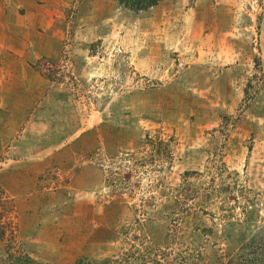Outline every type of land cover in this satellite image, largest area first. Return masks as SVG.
<instances>
[{
  "label": "rangeland",
  "instance_id": "rangeland-1",
  "mask_svg": "<svg viewBox=\"0 0 264 264\" xmlns=\"http://www.w3.org/2000/svg\"><path fill=\"white\" fill-rule=\"evenodd\" d=\"M69 5L0 52V264H264V0Z\"/></svg>",
  "mask_w": 264,
  "mask_h": 264
},
{
  "label": "crops",
  "instance_id": "crops-1",
  "mask_svg": "<svg viewBox=\"0 0 264 264\" xmlns=\"http://www.w3.org/2000/svg\"><path fill=\"white\" fill-rule=\"evenodd\" d=\"M71 2L72 0H0V52L3 51L4 56L11 58L13 54L24 57L26 50L33 51V37L46 38L55 34L53 29L60 25V17L64 16ZM2 57L1 54L0 58ZM24 59V72H29L30 60ZM2 66L9 67L8 60Z\"/></svg>",
  "mask_w": 264,
  "mask_h": 264
},
{
  "label": "trees",
  "instance_id": "trees-1",
  "mask_svg": "<svg viewBox=\"0 0 264 264\" xmlns=\"http://www.w3.org/2000/svg\"><path fill=\"white\" fill-rule=\"evenodd\" d=\"M119 5L133 11L146 10L155 5L160 0H116ZM156 250V249H155ZM152 251L147 247H134L110 257L76 259L72 264H158L159 257H162L159 251ZM159 256V257H158ZM9 262L7 264H45L34 261L26 255L12 256L7 254ZM163 258V257H162ZM256 260V259H255ZM254 261V258H253ZM169 264V263H168Z\"/></svg>",
  "mask_w": 264,
  "mask_h": 264
}]
</instances>
